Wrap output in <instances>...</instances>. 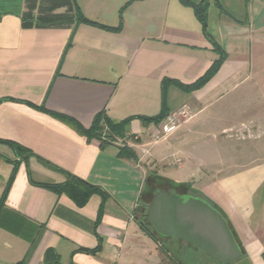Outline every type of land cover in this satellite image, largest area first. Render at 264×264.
I'll return each mask as SVG.
<instances>
[{
	"label": "crops",
	"instance_id": "0c3cea01",
	"mask_svg": "<svg viewBox=\"0 0 264 264\" xmlns=\"http://www.w3.org/2000/svg\"><path fill=\"white\" fill-rule=\"evenodd\" d=\"M260 94L264 0H208L206 33L179 0H0V140L30 152L22 156L0 141V264L204 262L195 253L215 264H264V219L255 216L264 207V159L234 169L222 160L244 127L255 129L253 140L264 136ZM242 103L253 111L250 125L238 113ZM228 108L236 122L209 135L217 159L196 157L190 136ZM180 109L188 116L155 141L164 119H143ZM99 114L127 120L125 134L102 146L57 117L89 129ZM70 177L102 193L78 206L43 186ZM196 201L222 218L237 257L199 247L176 224ZM148 205L156 211L148 214ZM48 249L54 259H45Z\"/></svg>",
	"mask_w": 264,
	"mask_h": 264
},
{
	"label": "trees",
	"instance_id": "16d2710c",
	"mask_svg": "<svg viewBox=\"0 0 264 264\" xmlns=\"http://www.w3.org/2000/svg\"><path fill=\"white\" fill-rule=\"evenodd\" d=\"M181 4L185 6H189L193 9L195 16L197 17L198 21L201 23L203 26V29L206 33V26H207V7H208V0H199L198 2H194L191 0H179ZM216 5L221 9L220 4L216 1ZM79 22H84L90 25H94L100 28H109L105 25H102L100 23H97L95 21L88 20L85 17L79 16ZM208 36V35H207ZM214 49L220 54V59L219 62L223 58V53L220 47L218 46L217 43H213ZM218 64V63H217ZM217 64L213 66L210 72H208L204 77L199 79L196 83H194L191 88H196L200 86L202 83H204L207 78L213 74L216 70ZM36 109H42L39 106H35ZM57 117L64 122H67L69 124H72L73 127L77 129L80 133L84 134L88 138H96L100 141L101 145H107L109 142L113 141L115 138H121L123 134H125V125L127 120L122 121V122H117L114 123L110 120H108L106 117H104L102 114H99L93 123V125L89 129H84L79 125L73 124V120L65 117V116H58ZM166 116H159V117H152V118H144V121H152L155 123H159L163 119H165ZM1 141V140H0ZM7 145H9L12 149L15 150L16 153L21 154L22 156H27L30 154L28 150H26L23 146L15 143V142H10V141H1ZM24 154V155H23ZM16 167L13 168L9 180L7 182V186L5 188L4 194L6 190L9 188L14 175H15ZM46 188L57 192V193H65L67 196H69L78 206H83L88 198L91 196L93 193H102V190L97 186L90 184L84 180L70 177L63 183H58V184H44ZM55 258V253L53 252L52 249H48L45 253V259H54Z\"/></svg>",
	"mask_w": 264,
	"mask_h": 264
},
{
	"label": "rangeland",
	"instance_id": "374dc122",
	"mask_svg": "<svg viewBox=\"0 0 264 264\" xmlns=\"http://www.w3.org/2000/svg\"><path fill=\"white\" fill-rule=\"evenodd\" d=\"M251 81V80H250ZM247 82V83H250ZM247 85L244 84L243 87H246ZM259 96V103H260V122L262 124L261 128L262 131H264V106L262 105V102H264V95L260 94ZM250 104L242 103V105L239 106L238 113H241L242 111V117L243 120L246 121L247 123L252 122V117H253V111L251 107H249ZM225 116H223V119L221 120H214L211 124L206 125L205 127H198L195 131L194 136L191 135L190 138H192V141H190L188 144L193 142L191 145H189V150H191L196 157L201 158L202 160L205 159L209 162L215 161L217 157H214L215 154V148L213 147V142L210 139V134L212 132H217L220 130L221 126L234 124L236 122V110L235 109H226L224 110ZM232 128H235L234 126ZM247 130V132H246ZM250 130H255L252 127H244V132L245 134L239 132L241 137V134L244 135L243 138L235 140L234 138L230 139L228 142L227 147H225L222 150V153L224 158H222L224 162V166L227 169H234L235 166H240V165H247L252 163L253 161L259 160V159H264L262 155H264V136H262L261 139L259 140H253V137H251V132ZM219 134V132H218ZM194 138V140H193ZM259 144V148L256 149L253 144ZM241 145L243 146V149L240 151H236V145ZM264 215V207L263 205H259L256 207V213L255 216L257 219H264L262 217ZM256 219V220H257ZM261 228L259 229V233L261 234V238L264 240V223L262 222ZM263 226V227H262ZM195 258L196 260H204V262H201V264H208V262H211L213 264L216 263V260H211L209 258L210 256L206 254H200V253H195ZM232 264H250L249 260L247 258H240L239 260L234 261Z\"/></svg>",
	"mask_w": 264,
	"mask_h": 264
},
{
	"label": "water",
	"instance_id": "95a60500",
	"mask_svg": "<svg viewBox=\"0 0 264 264\" xmlns=\"http://www.w3.org/2000/svg\"><path fill=\"white\" fill-rule=\"evenodd\" d=\"M191 207L188 217H181L176 221V224L185 229L186 234L192 239V242L220 257L226 259L237 257L239 250L222 218L200 201H196V204ZM193 210L195 212H192ZM155 211L156 209L153 206L148 205V214ZM205 218L209 221V225L205 222ZM186 222H188V226ZM214 224H216L215 228H213ZM212 229L213 233L211 234Z\"/></svg>",
	"mask_w": 264,
	"mask_h": 264
},
{
	"label": "built area",
	"instance_id": "2783aa9c",
	"mask_svg": "<svg viewBox=\"0 0 264 264\" xmlns=\"http://www.w3.org/2000/svg\"><path fill=\"white\" fill-rule=\"evenodd\" d=\"M188 116V111L186 109H180L177 112L167 114L163 122L161 123L160 131L158 134L155 135V141L158 140L161 135L160 134H167L172 131L174 128L177 127L178 123L181 119H184Z\"/></svg>",
	"mask_w": 264,
	"mask_h": 264
}]
</instances>
